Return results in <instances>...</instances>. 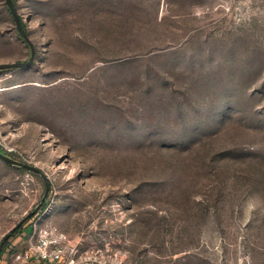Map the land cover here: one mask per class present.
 <instances>
[{
	"label": "rangeland",
	"instance_id": "obj_1",
	"mask_svg": "<svg viewBox=\"0 0 264 264\" xmlns=\"http://www.w3.org/2000/svg\"><path fill=\"white\" fill-rule=\"evenodd\" d=\"M15 2L0 149L50 187L0 158V244L33 212L13 251L37 223L89 264H264V0ZM30 53L0 0V63Z\"/></svg>",
	"mask_w": 264,
	"mask_h": 264
},
{
	"label": "built area",
	"instance_id": "obj_2",
	"mask_svg": "<svg viewBox=\"0 0 264 264\" xmlns=\"http://www.w3.org/2000/svg\"><path fill=\"white\" fill-rule=\"evenodd\" d=\"M13 250L10 247L7 249L13 261L11 264H89L90 262V258L78 254L75 244L66 242L65 234L56 227L51 230L43 229L38 227L37 223L34 224L26 248ZM0 264H2L1 259Z\"/></svg>",
	"mask_w": 264,
	"mask_h": 264
},
{
	"label": "water",
	"instance_id": "obj_3",
	"mask_svg": "<svg viewBox=\"0 0 264 264\" xmlns=\"http://www.w3.org/2000/svg\"><path fill=\"white\" fill-rule=\"evenodd\" d=\"M6 3H7V7L9 9V11L11 12L12 16H13V19L16 23V29H17V32L19 34V36L24 40L26 41L30 48H31V53H30V57L28 60L26 61H16V62H7V63H0V70H4V69H9V68H20V67H27L29 65H31L34 60H35V56H36V50L33 46V43L29 37V32L27 30V28L23 25L22 23V20H21V16L18 12V9H17V6L15 4V1L14 0H6ZM0 158H2L3 160L7 161V162H12V163H16L18 166L20 167H24L32 172H35V173H38V174H41L46 180H47V183H46V191H45V194L43 196V199L42 201L45 200L46 198V195L48 193V189L50 187V182L48 181V177L47 175L38 167L32 165V164H28V163H25V162H21V161H18L14 158H12L9 154L3 152L1 149H0ZM33 212H31L29 215H27L26 217H24L18 225H16L12 231L15 229V228H18L19 226H21L24 221H26L28 219L29 216L32 215ZM11 231V232H12ZM11 232H9L8 234H6V236L4 237V239L2 240L1 244H0V253H1V250H2V247H3V244L5 243V241L9 238Z\"/></svg>",
	"mask_w": 264,
	"mask_h": 264
},
{
	"label": "trees",
	"instance_id": "obj_4",
	"mask_svg": "<svg viewBox=\"0 0 264 264\" xmlns=\"http://www.w3.org/2000/svg\"><path fill=\"white\" fill-rule=\"evenodd\" d=\"M14 1H15V0H14ZM15 4H16V2H15ZM22 23H23V21H22ZM23 25H24V23H23ZM24 26H25V25H24ZM1 150L4 151V152L7 153V154H10V152H8L7 150H5V149H3V148H2ZM23 168H24V167H23ZM24 170H26V171H30V170H28V169H26V168H24ZM46 206H47V201L45 200V201L42 203L41 208L44 209ZM23 229H24V224L21 225V226H19L18 228H15V229L11 232L9 238H8V239L5 241V243L3 244V247H2V250H1V253H0V259L2 258V256L4 255V253L7 252V249L10 247V245H11V239L15 238L20 232L24 231Z\"/></svg>",
	"mask_w": 264,
	"mask_h": 264
},
{
	"label": "crops",
	"instance_id": "obj_5",
	"mask_svg": "<svg viewBox=\"0 0 264 264\" xmlns=\"http://www.w3.org/2000/svg\"><path fill=\"white\" fill-rule=\"evenodd\" d=\"M8 256L10 257V254H8V252H5L4 255H3L2 258H1L2 263H5V262H8V263H9V262H10V260H7V261H6V260L4 259V258H6V257H8Z\"/></svg>",
	"mask_w": 264,
	"mask_h": 264
}]
</instances>
